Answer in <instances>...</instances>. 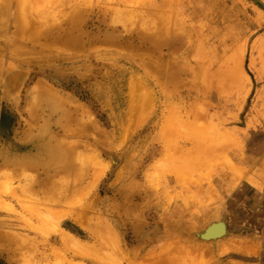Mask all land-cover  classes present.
Here are the masks:
<instances>
[{"label": "rangeland", "instance_id": "374dc122", "mask_svg": "<svg viewBox=\"0 0 264 264\" xmlns=\"http://www.w3.org/2000/svg\"><path fill=\"white\" fill-rule=\"evenodd\" d=\"M165 258L264 264V0H0V264Z\"/></svg>", "mask_w": 264, "mask_h": 264}, {"label": "bare ground", "instance_id": "6f19581e", "mask_svg": "<svg viewBox=\"0 0 264 264\" xmlns=\"http://www.w3.org/2000/svg\"><path fill=\"white\" fill-rule=\"evenodd\" d=\"M24 23L23 24H25V27L26 28H28V30L30 29V25H28L29 23H28V19L25 17L24 19ZM26 22V23H25ZM32 31V30H31ZM30 33H33V32H30ZM138 41H142V39L141 38H138L137 39ZM169 56H171V55H169ZM171 60L174 62L175 61V59H174V57L173 56H171ZM219 71V70H218ZM217 71V73H219ZM39 148H42V147H39ZM55 155V156H54ZM11 158H14V159H12V161H15L14 163H16L17 162V160L16 159H20V160H24V159H27V158H29V159H31V156L29 155V154H27L26 152H23V153H19V155H17V154H15L14 152L13 153H11V155H9ZM60 155H59V150H54L53 149V147H51V157H50V160L48 161V163H53L54 164V161H60L61 160V157H59ZM30 162H33V161H31V160H29ZM35 162H37V161H35ZM30 166L29 167H32V168H34L35 167V165L34 164H29ZM55 167V166H54ZM68 168V167H67ZM44 169V168H43ZM43 173H46V172H43ZM119 173V172H118ZM218 174H221V172L219 173L218 172ZM44 175V174H43ZM46 175H48L47 173H46ZM125 189H126V187H123L122 188V190L121 191H125ZM133 207H136V204H134V203H132V204H130L129 205V209H131V208H133ZM128 208H122V210L123 211H125L124 213H125V215L127 216V218L129 219H132V217L127 213L128 212V210H129ZM116 214V213H115ZM109 222H117L118 221V224L120 223V220H121V217H122V214L120 213L119 215H114V216H116V217H113V215L110 213L109 214ZM136 222V221H135ZM138 222V221H137ZM133 223V222H132ZM223 223V222H222ZM139 226V225H138ZM208 226V229H206V232L204 233V239H206V238H213V237H218L219 235H222L223 233H224V228H223V225L219 222V221H217V222H215V223H211L210 225H207ZM204 229V230H205ZM151 234V233H150ZM203 234V233H202ZM153 235V234H152ZM203 238V237H202ZM63 239V238H62ZM66 240H67V238H66ZM63 242H64V239L62 240ZM67 243V242H66ZM65 243V244H66ZM155 264H177L176 262H174V263H172V261H169V260H167V258H165V259H160L157 263H155Z\"/></svg>", "mask_w": 264, "mask_h": 264}, {"label": "water", "instance_id": "95a60500", "mask_svg": "<svg viewBox=\"0 0 264 264\" xmlns=\"http://www.w3.org/2000/svg\"><path fill=\"white\" fill-rule=\"evenodd\" d=\"M222 225H223V228H224V224L221 222V221H219ZM215 223V222H214ZM206 229H208V227L206 228ZM206 229L201 233V237H203V238H205L203 235H204V233L206 232Z\"/></svg>", "mask_w": 264, "mask_h": 264}, {"label": "crops", "instance_id": "0c3cea01", "mask_svg": "<svg viewBox=\"0 0 264 264\" xmlns=\"http://www.w3.org/2000/svg\"><path fill=\"white\" fill-rule=\"evenodd\" d=\"M218 175H221V174H218ZM228 175V174H227Z\"/></svg>", "mask_w": 264, "mask_h": 264}]
</instances>
